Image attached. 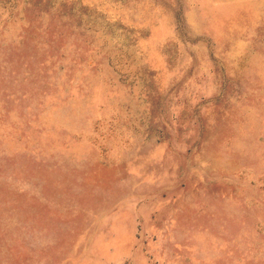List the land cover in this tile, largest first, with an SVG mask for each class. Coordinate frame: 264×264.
<instances>
[{
	"label": "rangeland",
	"instance_id": "obj_1",
	"mask_svg": "<svg viewBox=\"0 0 264 264\" xmlns=\"http://www.w3.org/2000/svg\"><path fill=\"white\" fill-rule=\"evenodd\" d=\"M0 264H264V0H0Z\"/></svg>",
	"mask_w": 264,
	"mask_h": 264
}]
</instances>
